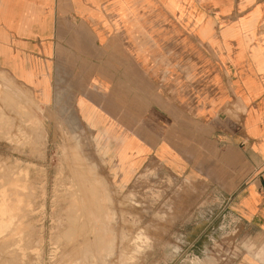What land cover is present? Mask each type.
Masks as SVG:
<instances>
[{"label": "crops", "instance_id": "0c3cea01", "mask_svg": "<svg viewBox=\"0 0 264 264\" xmlns=\"http://www.w3.org/2000/svg\"><path fill=\"white\" fill-rule=\"evenodd\" d=\"M261 26L259 0H0V68L56 119L117 131L135 168L204 183L264 234Z\"/></svg>", "mask_w": 264, "mask_h": 264}, {"label": "rangeland", "instance_id": "374dc122", "mask_svg": "<svg viewBox=\"0 0 264 264\" xmlns=\"http://www.w3.org/2000/svg\"><path fill=\"white\" fill-rule=\"evenodd\" d=\"M259 8L244 26L255 25ZM262 42L252 48L260 63L264 31ZM66 118V124L56 119L50 106L0 68V181L12 188L19 175L32 192L24 191L25 223L0 232V264H264L260 226L240 217L223 196L159 162L135 168L112 142L117 131L84 124L73 111ZM80 169L99 183L91 194ZM97 191L106 213L99 225L86 210H96L97 198L87 204Z\"/></svg>", "mask_w": 264, "mask_h": 264}, {"label": "bare ground", "instance_id": "6f19581e", "mask_svg": "<svg viewBox=\"0 0 264 264\" xmlns=\"http://www.w3.org/2000/svg\"><path fill=\"white\" fill-rule=\"evenodd\" d=\"M4 93V92H3ZM9 98V97H8ZM6 103V102H5ZM67 137V136H66ZM76 157H77V155H76ZM69 158V157H68ZM73 159V158H72ZM69 160V159H68ZM77 160V159H76ZM77 163V162H76ZM80 165V164H79ZM25 167V166H24ZM28 167V166H27ZM75 167V166H74ZM78 168H82V167H78ZM8 170H9V168H7ZM25 169V168H24ZM23 168H22V170H24ZM30 169V168H29ZM16 170V169H15ZM39 170V169H38ZM25 171V170H24ZM27 171H28V168H27ZM90 171V170H89ZM4 172V171H3ZM21 172H19V174H20ZM24 173V172H23ZM38 173V172H37ZM77 173H79L80 175H82L83 177H81L80 179L81 180H83L82 178H84V180H87V181H90V179H88L86 176V173H85V171H83V169H80V170H77ZM3 174V173H2ZM8 174V173H7ZM10 174V173H9ZM25 174V173H24ZM21 175V174H20ZM23 175V174H22ZM63 176V175H62ZM77 176H78V174H77ZM13 177V176H12ZM24 177V176H23ZM29 177H30V175H29ZM80 177V176H79ZM27 178V177H26ZM39 178V177H38ZM90 178V177H89ZM94 178V177H93ZM11 179V178H10ZM16 181H15V180ZM23 178H21V177H19V175L17 176L16 175V177H13V180L15 181H13L14 182V185L12 186V188L10 187V186H2V183L3 182H1L0 181V232H2V231H4L5 229H7L8 227H10V226H17V225H20V224H22V223H25V222H23L20 218L23 216V214H22V210H23V208L26 206L25 204H27L28 203V198H29V196H28V198H27V194H24V186H23V184L22 183H24L25 181L24 180H22ZM92 179V178H91ZM6 180V179H5ZM23 182H22V181ZM25 180H27V179H25ZM81 180H80V183H81ZM9 180H7V182H8ZM20 181L22 182V183H20ZM28 181V180H27ZM92 181V180H91ZM89 182L90 183V186L87 188V190L89 191H92V192H94L93 190H95L96 191V189H97V186H98V184H93L92 182ZM96 181V180H95ZM31 182V181H30ZM36 183V182H35ZM6 184V183H5ZM4 184V185H5ZM27 184V183H26ZM31 184V183H30ZM39 184V183H38ZM8 185V184H7ZM10 185V184H9ZM25 185V184H24ZM33 185V184H32ZM31 186V185H30ZM34 186H36V185H34ZM39 186H40V184H39ZM85 185H84V183H83V188H85V191L87 192V194H88V191L86 190V186H87V184H86V186L84 187ZM11 188V189H10ZM27 188H28V186H27ZM30 188V187H29ZM28 188V190L26 189V191H28L29 193H32L31 191H30V189ZM81 188H82V186H81ZM25 191V192H26ZM89 191V192H90ZM28 193V194H29ZM70 193V192H69ZM97 195H96V197H93L92 195H90V196H92V197H90L89 196V198H88V195H86L87 196V198H88V204L87 205H91L92 203H93V201H94V198H97L98 199V201L95 203L96 205H97V208H96V210H89V209H86L87 211H88V215H87V218H89L88 220H90V221H93L94 223H96L97 222V224L99 225V223H98V221L100 220V221H102L103 222V220H101V217H103L106 213H104L103 214V206H102V204H101V197H100V195H99V192L97 191ZM86 194V193H85ZM89 194H91V192L89 193ZM68 195V194H67ZM78 195H80V194H78ZM30 196H33V195H31L30 194ZM36 196V195H35ZM35 196H34V198H35ZM81 196V195H80ZM39 198H40V196H39ZM41 198H42V196H41ZM78 198H79V196H78ZM82 198H83V196H82ZM27 199V200H26ZM31 199H33V198H31ZM60 199V198H59ZM34 200V199H33ZM61 200V199H60ZM93 200V201H92ZM29 201H31V200H29ZM79 202H80V200H78ZM85 201V200H84ZM62 202H63V199H62ZM73 202V201H72ZM40 203V202H39ZM66 203L67 202H65L64 204L66 205ZM32 204V203H31ZM67 204H70V203H67ZM82 203H80V205H81ZM40 205H42V204H40ZM57 205V204H56ZM75 205H77V204H73V206L75 207ZM84 205H85V203H84ZM72 206V205H71ZM72 206V207H73ZM70 207V206H69ZM90 207V206H89ZM96 207V206H95ZM36 208V207H35ZM71 208V207H70ZM91 208V207H90ZM33 209H34V207H33ZM74 209V208H73ZM27 210V209H26ZM32 210V209H31ZM66 210V209H65ZM79 210V209H78ZM24 211V210H23ZM29 211V210H28ZM64 211V210H63ZM69 212L70 211H73V210H68ZM12 212V213H11ZM74 212V211H73ZM104 212H106L105 211V209H104ZM28 213H30V214H32L31 213V211L30 212H28ZM87 213V212H86ZM25 214V213H24ZM69 214H72V213H69ZM69 214H67V215H69ZM14 215V216H13ZM34 215V214H33ZM32 215V216H33ZM73 215H75V214H73ZM79 216L81 215V212H80V214H78ZM77 215V217H79ZM26 217H27V215H25ZM62 216V215H61ZM65 216V215H64ZM71 216V218H73L72 217V215H70ZM107 216V215H106ZM68 217V216H67ZM66 217V218H67ZM14 218V219H13ZM28 218H31V217H29V215H28ZM66 218H64V219H66ZM70 218V217H69ZM75 219H76V217H74ZM17 219V220H16ZM63 219V218H62ZM68 219V218H67ZM75 219H72V220H74L75 221ZM27 220V219H26ZM69 220V219H68ZM77 220H79L78 218H77ZM107 220V219H106ZM105 220V221H106ZM70 221V220H69ZM68 221V222H69ZM73 221V222H74ZM28 222V221H27ZM67 222V223H68ZM70 222H72V221H70ZM101 222V223H102ZM29 223V222H28ZM85 223V222H84ZM23 225V224H22ZM26 225V224H25ZM28 225V224H27ZM63 225V224H62ZM90 225V224H89ZM97 225V226H98ZM102 225V224H101ZM104 225V224H103ZM68 226V225H67ZM86 226V225H85ZM78 227V226H77ZM100 227V226H99ZM28 228H29V226H28ZM35 228V227H34ZM68 228V227H67ZM70 228V227H69ZM69 228H68V230H69ZM90 228V227H89ZM81 229V228H80ZM98 229H100V230H98L99 232L101 231V227L100 228H98ZM105 229V228H104ZM104 229H102V230H104ZM70 230H71V228H70ZM69 230V231H70ZM15 231V230H14ZM105 231V230H104ZM104 231H103V233H104ZM107 231V230H106ZM71 233H73V232H71ZM102 233V232H101ZM11 234V233H10ZM14 234V233H13ZM105 234H106V232H105ZM36 235V234H35ZM99 235H101V234H99ZM104 235V234H103ZM13 236V235H12ZM17 236V235H16ZM40 236H41V234H40ZM56 236V235H55ZM98 237V236H97ZM40 238V237H39ZM42 238V237H41ZM86 242H87V240H85ZM84 242V241H83ZM38 243V242H37ZM87 243H89V242H87ZM86 243V244H87ZM76 246V245H75ZM59 247V246H58ZM57 248V247H56ZM78 248H79V246H78ZM70 249V248H69ZM75 249V248H74ZM69 252V251H68Z\"/></svg>", "mask_w": 264, "mask_h": 264}]
</instances>
